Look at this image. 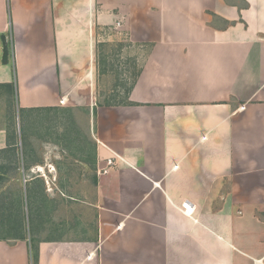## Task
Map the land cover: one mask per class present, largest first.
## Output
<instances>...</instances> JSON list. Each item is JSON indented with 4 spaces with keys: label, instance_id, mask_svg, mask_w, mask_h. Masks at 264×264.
Listing matches in <instances>:
<instances>
[{
    "label": "crops",
    "instance_id": "obj_1",
    "mask_svg": "<svg viewBox=\"0 0 264 264\" xmlns=\"http://www.w3.org/2000/svg\"><path fill=\"white\" fill-rule=\"evenodd\" d=\"M116 37L140 70L98 105L97 45ZM73 108L94 138V230L0 241V264H264V0H0V154L17 116Z\"/></svg>",
    "mask_w": 264,
    "mask_h": 264
},
{
    "label": "rangeland",
    "instance_id": "obj_2",
    "mask_svg": "<svg viewBox=\"0 0 264 264\" xmlns=\"http://www.w3.org/2000/svg\"><path fill=\"white\" fill-rule=\"evenodd\" d=\"M134 52L129 42L121 43L118 37L97 45L95 104L124 102L140 70ZM14 126L15 147L0 154V237L13 239L23 230L28 241L76 239L83 236L87 224L92 232L95 225L88 203L93 201L98 175L92 162L94 138L87 109L19 115ZM27 154L44 163L33 175L45 182L28 183L32 173L24 165ZM41 190H47L50 198H30L32 191Z\"/></svg>",
    "mask_w": 264,
    "mask_h": 264
},
{
    "label": "built area",
    "instance_id": "obj_3",
    "mask_svg": "<svg viewBox=\"0 0 264 264\" xmlns=\"http://www.w3.org/2000/svg\"><path fill=\"white\" fill-rule=\"evenodd\" d=\"M120 28H121V22L119 21L115 26H113L111 29H109L111 32H114V33H117L120 31ZM113 164V160L112 159H109L108 160V165H112ZM103 173L107 172V170L103 169L101 170ZM27 182V180H26ZM183 208V211L186 213V214H190L193 212L194 210V207L192 204H190L189 202H186L183 204L182 206Z\"/></svg>",
    "mask_w": 264,
    "mask_h": 264
},
{
    "label": "trees",
    "instance_id": "obj_4",
    "mask_svg": "<svg viewBox=\"0 0 264 264\" xmlns=\"http://www.w3.org/2000/svg\"><path fill=\"white\" fill-rule=\"evenodd\" d=\"M11 43V42H10ZM10 43L8 44V45H10ZM131 89H132V87H130V88H128L127 89V95H129V93H130V91H131ZM107 106H110L111 104H109V103H107L106 104ZM96 111V110H95ZM39 209H38V215H39ZM37 215V216H38ZM12 218H13V216H12ZM1 221V220H0ZM21 229V228H20ZM18 230V229H17ZM22 231L23 230H21V232H20V235H17L18 237H15V238H13V239H15V240H26L27 238H26V236L22 233ZM0 241H9V239H7V238H1L0 237ZM31 249H32V251L34 252V241H33V239H31Z\"/></svg>",
    "mask_w": 264,
    "mask_h": 264
},
{
    "label": "water",
    "instance_id": "obj_5",
    "mask_svg": "<svg viewBox=\"0 0 264 264\" xmlns=\"http://www.w3.org/2000/svg\"><path fill=\"white\" fill-rule=\"evenodd\" d=\"M2 41H3V57H2L3 62L4 64H8L10 51H9L7 39L5 36L2 38Z\"/></svg>",
    "mask_w": 264,
    "mask_h": 264
},
{
    "label": "bare ground",
    "instance_id": "obj_6",
    "mask_svg": "<svg viewBox=\"0 0 264 264\" xmlns=\"http://www.w3.org/2000/svg\"><path fill=\"white\" fill-rule=\"evenodd\" d=\"M41 170H42V168H41Z\"/></svg>",
    "mask_w": 264,
    "mask_h": 264
}]
</instances>
